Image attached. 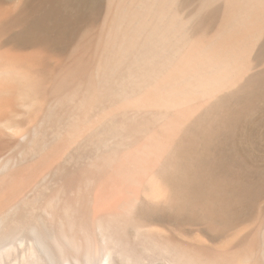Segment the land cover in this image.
I'll return each instance as SVG.
<instances>
[{"label":"bare ground","instance_id":"obj_1","mask_svg":"<svg viewBox=\"0 0 264 264\" xmlns=\"http://www.w3.org/2000/svg\"><path fill=\"white\" fill-rule=\"evenodd\" d=\"M17 3L0 264H264V0Z\"/></svg>","mask_w":264,"mask_h":264},{"label":"rangeland","instance_id":"obj_2","mask_svg":"<svg viewBox=\"0 0 264 264\" xmlns=\"http://www.w3.org/2000/svg\"><path fill=\"white\" fill-rule=\"evenodd\" d=\"M1 1H2V5L4 7L9 8V9H15V10L17 9V7H16L18 4L17 0H1ZM106 2H107V0H100V6L99 7L103 6V8H104V5L106 4ZM218 5L219 6H217V8H216L217 9L216 14H219L221 16L224 4L220 3ZM90 11H91V13H90ZM97 14L100 15V12H98V10H94V11L89 10L88 14L85 18L86 20L83 22L84 24L82 25V28L87 23L89 24L91 22V21H89V19L93 20V16H94V19L97 18V16H99ZM80 29H81V27H80ZM0 37H1L0 38V40H1L0 41V49L2 51L9 50L10 48H20L22 50L29 51V50H32L33 48H35V46L39 43V41L36 38H30V39L25 38V36H22L21 32H19L18 30H12V29H9L7 32L2 33ZM36 40H37V42H36ZM35 43H37V44H35ZM10 45H11V47H10ZM67 45H69V43H67ZM57 48L62 50L65 48V46H62L61 44H59V46H57Z\"/></svg>","mask_w":264,"mask_h":264}]
</instances>
